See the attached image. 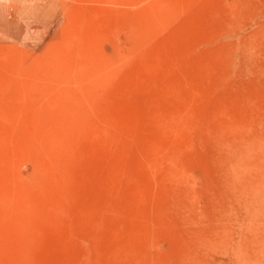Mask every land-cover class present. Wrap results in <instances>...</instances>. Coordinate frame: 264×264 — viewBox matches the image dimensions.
I'll return each instance as SVG.
<instances>
[{"label":"rangeland","instance_id":"rangeland-1","mask_svg":"<svg viewBox=\"0 0 264 264\" xmlns=\"http://www.w3.org/2000/svg\"><path fill=\"white\" fill-rule=\"evenodd\" d=\"M0 264H264V0H0Z\"/></svg>","mask_w":264,"mask_h":264}]
</instances>
